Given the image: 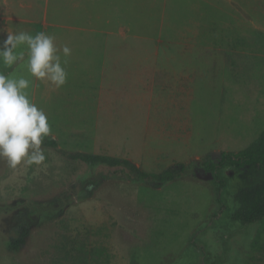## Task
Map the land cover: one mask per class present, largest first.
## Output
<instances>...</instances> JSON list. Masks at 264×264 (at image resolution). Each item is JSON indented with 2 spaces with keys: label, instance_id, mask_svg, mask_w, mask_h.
<instances>
[{
  "label": "rangeland",
  "instance_id": "obj_1",
  "mask_svg": "<svg viewBox=\"0 0 264 264\" xmlns=\"http://www.w3.org/2000/svg\"><path fill=\"white\" fill-rule=\"evenodd\" d=\"M235 1L244 11L231 14L228 0H135V53L150 54L148 65L158 66V74L169 67L151 89L138 84L137 73L120 74L121 92L132 93L119 94L112 115L81 100L96 78H69L60 88L41 82L28 70L26 45L16 49L24 54L18 63L0 59V73L30 81L28 98L44 110L52 129L41 146L42 165L13 170L0 159V264H264V219H234L236 192L262 181L264 169L206 167L264 131V0ZM23 3L37 6L38 0ZM22 9L29 19L37 12ZM240 19L246 39L233 34L222 48L209 46L213 39L217 45L229 39L220 32L226 20ZM196 22L211 24L215 36H202L207 46L199 51L192 45ZM7 32L0 20V45ZM165 54L180 58L163 62ZM184 70H191L189 78L179 77ZM179 81H185V103L176 110L170 91ZM88 97L94 101L95 95ZM97 116L104 119L99 124ZM177 120L179 127L173 126ZM73 152L128 159L146 173L185 167L157 182L127 167L73 160ZM22 228L24 242L10 246Z\"/></svg>",
  "mask_w": 264,
  "mask_h": 264
},
{
  "label": "crops",
  "instance_id": "obj_2",
  "mask_svg": "<svg viewBox=\"0 0 264 264\" xmlns=\"http://www.w3.org/2000/svg\"><path fill=\"white\" fill-rule=\"evenodd\" d=\"M228 1L232 5L230 7L234 9L231 14L244 11L238 1ZM122 3L125 4L123 10L118 0H38V7L34 3L32 5L24 4L23 0H0V20L1 22L4 21L13 33H18V30L22 29V31L30 30L33 36L43 31L48 35L54 34L55 37L57 34L66 37L64 42L59 39L55 40V44L59 49L65 45L71 49V55L68 57H64L62 51L60 52L62 64L65 60L67 61L64 64L68 73L67 79L96 78L92 91L82 92L81 100L85 99L87 104L93 102L98 113L103 109L107 111L109 109V115H112L116 104L120 101L119 94L124 91L127 94L132 93L126 91L129 89L121 92L120 74L130 78L137 73L138 84L150 86L151 89L156 84V79L169 67L168 65L164 66L163 69L160 67L158 74L155 72L159 69L158 66L148 65V62L152 60L150 54L135 53V24L130 23L132 22L130 21V10L135 0H123ZM23 6L37 8V12L31 10V19L21 15L24 12ZM212 28L211 24L193 23L191 28L192 45L194 48H198V51L207 46L206 43L200 41L202 36L215 37L210 34L214 31L211 30ZM246 31V26L241 19L236 22L226 20L220 32L221 36L227 35L229 39L220 38L219 43L223 42L224 44L232 41L233 34L239 41L242 38L246 39ZM244 35L245 37H243ZM130 37L132 38L130 39ZM206 42L208 43V39ZM223 44L217 45L213 39L209 46L222 48ZM224 51L228 53L227 50L224 49ZM179 55L165 54L160 58L163 62H173L180 58ZM155 56L158 57L159 55L156 54ZM184 56L185 54H182V57ZM121 71L122 73H120ZM190 73L191 70H184L183 73L179 74V77L189 78ZM143 74H145L144 77ZM159 79L160 77L158 81ZM185 89V81H179L176 87L170 91L174 95L173 98L171 97V101L176 110L182 108L185 103L182 96V93L186 91ZM93 93L95 95L94 101H89L88 95H93ZM84 94L87 95L86 98H84ZM175 97L177 100L174 99ZM87 118L89 119V115L84 117V120H88ZM100 119L99 116L95 118L96 124L104 120L100 121ZM108 120H110L109 117ZM172 122L175 127L182 124L179 120Z\"/></svg>",
  "mask_w": 264,
  "mask_h": 264
},
{
  "label": "clouds",
  "instance_id": "obj_3",
  "mask_svg": "<svg viewBox=\"0 0 264 264\" xmlns=\"http://www.w3.org/2000/svg\"><path fill=\"white\" fill-rule=\"evenodd\" d=\"M26 45L28 70L37 80L51 83L56 88L64 86L68 73L59 53L71 55L65 45L57 48L55 38L41 31L35 36L27 31L7 32L0 45V59L12 66L24 58L16 49ZM30 81L25 78H9L0 73V159L15 170L20 165H42L46 159L42 144L52 134L47 114L30 101L26 90Z\"/></svg>",
  "mask_w": 264,
  "mask_h": 264
},
{
  "label": "trees",
  "instance_id": "obj_4",
  "mask_svg": "<svg viewBox=\"0 0 264 264\" xmlns=\"http://www.w3.org/2000/svg\"><path fill=\"white\" fill-rule=\"evenodd\" d=\"M50 144L56 146L55 140L51 139ZM69 158L90 166L104 164L114 168L127 167L142 179H154L157 182H164L175 178L179 175V169L182 171L185 167L183 164H177L159 173H146L132 161L112 155L73 152L69 153ZM247 165L260 166L264 169V131L245 149L238 152L223 151L217 163L210 162L206 167L211 169L217 166H232L239 169ZM235 199L238 206L234 214V219L243 222H255L264 219V179L253 183L251 186L238 189L235 194ZM25 238L26 230L22 228L18 236L12 238L10 246H18L20 243L24 242Z\"/></svg>",
  "mask_w": 264,
  "mask_h": 264
}]
</instances>
